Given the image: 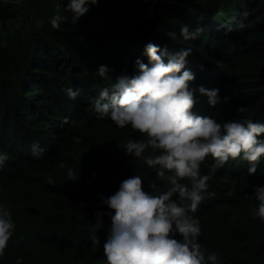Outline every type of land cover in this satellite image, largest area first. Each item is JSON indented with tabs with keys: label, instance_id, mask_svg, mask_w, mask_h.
<instances>
[{
	"label": "trees",
	"instance_id": "1",
	"mask_svg": "<svg viewBox=\"0 0 264 264\" xmlns=\"http://www.w3.org/2000/svg\"><path fill=\"white\" fill-rule=\"evenodd\" d=\"M14 1L0 0V151L8 155L0 167V204L11 209L17 227L0 264H16L17 257L22 264H102L110 220L105 217L106 228L98 233L99 249L87 229L94 213L106 210L100 194L111 195L136 174L145 187L166 181L143 157L131 158L120 148L143 134L97 118L91 99L108 81L94 72L107 64L114 75L133 73L136 58L147 62L148 42L169 52L192 48L191 85L219 88L221 97L230 98L211 107L197 92L194 111L220 122L264 121V0H98L77 24L65 11L68 0H26L30 12ZM245 10L253 26L241 28ZM57 12L68 17L58 29L48 22ZM184 23L205 30L184 40ZM11 27L7 35L1 32ZM67 87L80 95L70 99ZM239 105L246 110L237 112ZM36 141L44 149L39 157L32 154ZM213 162L209 154L201 172ZM69 167L79 172L76 180H69ZM248 167V161L230 158L208 181L215 195L191 213L199 218L201 243L220 255L221 264H264V221L250 215L258 202L246 195L251 185L264 183V156L256 174L249 175Z\"/></svg>",
	"mask_w": 264,
	"mask_h": 264
},
{
	"label": "clouds",
	"instance_id": "2",
	"mask_svg": "<svg viewBox=\"0 0 264 264\" xmlns=\"http://www.w3.org/2000/svg\"><path fill=\"white\" fill-rule=\"evenodd\" d=\"M97 3L98 0H68L65 11L77 24ZM249 15V10L240 13L241 28L253 26L247 20ZM67 19L57 12L48 22L58 29ZM204 30L202 25L193 29L184 23L180 34L184 40H194ZM192 52V48L169 52L166 47L148 42L147 62L143 57L136 58L133 73L124 70L114 75V69L107 64L99 65L94 72L108 81L91 99L97 118H109L117 128L130 126L143 134L119 146L126 156L143 157L146 165L156 170V177L166 181L162 185L153 180L145 187L143 178L136 174L123 179L111 195L100 194L106 210H97L95 222H89L87 229L91 244L99 249L98 233L106 228L105 217L110 220L102 246V264H221L220 255L208 252L201 243V224L191 213L206 197L215 195L208 191V181L230 158L248 161V174L257 173L264 156V121L247 118L220 122L213 115L194 111L199 102L197 92L207 96L211 107L230 98L221 97L219 88L191 85L196 76L187 67V58ZM200 67L203 69V65ZM64 91L73 100L80 95L73 87ZM245 110L244 105L236 109L241 113ZM31 147L34 156L42 155L44 149L38 141ZM209 154L214 162L209 172L202 173L201 163ZM7 158V153L0 151V167ZM60 167H66V162L60 161ZM67 174L69 180H76L79 172L69 167ZM92 175L98 173L93 171ZM48 181L52 182L51 176ZM251 188L246 195L254 196L258 203L251 206L250 215L264 221V183ZM16 227L11 209L0 204V257ZM22 261L23 257L16 258V264Z\"/></svg>",
	"mask_w": 264,
	"mask_h": 264
},
{
	"label": "rangeland",
	"instance_id": "3",
	"mask_svg": "<svg viewBox=\"0 0 264 264\" xmlns=\"http://www.w3.org/2000/svg\"><path fill=\"white\" fill-rule=\"evenodd\" d=\"M14 2H15V4H18V9L21 10V12H22V10L30 12L29 7L27 6L28 2L26 0H16ZM26 8H28V9H26ZM21 12H20V14H21ZM22 16H21V19H22ZM23 20H25V24H28V21H26V19H22V21ZM9 31H14V27L8 28L6 31H1V32L4 35H7L9 33Z\"/></svg>",
	"mask_w": 264,
	"mask_h": 264
}]
</instances>
